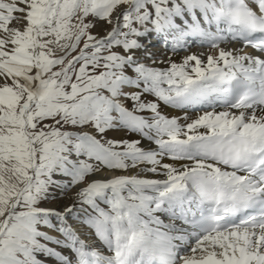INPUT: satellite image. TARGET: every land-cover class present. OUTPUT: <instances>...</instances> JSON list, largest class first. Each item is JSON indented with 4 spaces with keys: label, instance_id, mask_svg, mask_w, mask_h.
<instances>
[{
    "label": "snow or ice",
    "instance_id": "obj_1",
    "mask_svg": "<svg viewBox=\"0 0 264 264\" xmlns=\"http://www.w3.org/2000/svg\"><path fill=\"white\" fill-rule=\"evenodd\" d=\"M0 264H264V0H0Z\"/></svg>",
    "mask_w": 264,
    "mask_h": 264
},
{
    "label": "bare ground",
    "instance_id": "obj_2",
    "mask_svg": "<svg viewBox=\"0 0 264 264\" xmlns=\"http://www.w3.org/2000/svg\"><path fill=\"white\" fill-rule=\"evenodd\" d=\"M222 47L225 45H221ZM215 50L211 49L207 44L201 45L198 41L196 42H192L190 43L189 48L187 49V51H182L179 53L178 56L175 57V59L177 60V62H179V60L188 54L191 53H204L205 55L212 53L214 54Z\"/></svg>",
    "mask_w": 264,
    "mask_h": 264
}]
</instances>
